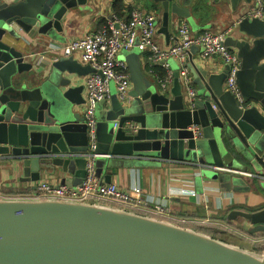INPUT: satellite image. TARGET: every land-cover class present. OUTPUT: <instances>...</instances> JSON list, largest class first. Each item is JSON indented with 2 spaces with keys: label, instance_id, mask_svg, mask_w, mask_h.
Returning a JSON list of instances; mask_svg holds the SVG:
<instances>
[{
  "label": "water",
  "instance_id": "water-1",
  "mask_svg": "<svg viewBox=\"0 0 264 264\" xmlns=\"http://www.w3.org/2000/svg\"><path fill=\"white\" fill-rule=\"evenodd\" d=\"M151 1L162 2L164 25L172 15L189 17L173 0ZM86 3L0 0V160L20 161L23 181L38 182L42 173H55L56 166L79 179L62 184L79 185L86 177V158L77 154L89 149L87 125L73 109L85 102L84 88L72 86L64 74H89L94 69L60 56L42 78L40 66L25 55L21 32L34 29L59 38L70 10ZM238 3L232 0L234 8ZM238 24L246 37L228 36L225 44L236 47L242 60V107L221 84L229 68L214 76L189 58L192 83L198 87L190 104L179 70L174 72L171 95H164L145 76L140 49L122 52L133 101L122 105L114 93L97 105L98 177L105 167L125 162L152 167L188 162L201 167L208 178L228 179L224 183L229 186L237 179L214 167L248 169L239 156L253 159L264 179V116L247 99L252 96L264 105V20L244 17ZM194 50L195 46L188 53ZM194 125L200 127L199 135ZM111 181L106 176V182ZM238 216L254 225L251 233L264 232V208L228 214L229 219ZM0 264H264V251L241 250L186 227L108 206L0 199Z\"/></svg>",
  "mask_w": 264,
  "mask_h": 264
},
{
  "label": "crops",
  "instance_id": "crops-1",
  "mask_svg": "<svg viewBox=\"0 0 264 264\" xmlns=\"http://www.w3.org/2000/svg\"><path fill=\"white\" fill-rule=\"evenodd\" d=\"M173 1L184 9L189 14V17L172 15L167 25H164V7L162 2H153L151 0H87L85 5L71 9L64 18L63 30L59 33V38L41 34L34 29L30 32L21 30L24 33L23 36L26 42L22 43V47L26 50L25 55L28 59L33 56L37 57L36 60L32 61L40 66L39 69L43 73L42 78H45L50 72L52 62L60 57L59 49L63 45L72 39L82 37L87 33H92L102 28L107 19L114 14L119 16L128 15L135 7H140L147 11L150 10L155 14L158 27L157 40L164 46L171 43L172 37H177V26L183 19L189 22L193 34L202 33L207 29L218 31L233 28L229 36L239 40L246 37V34L240 30L238 23L252 2L248 3L247 0H239L237 7L234 8L232 0ZM262 19L264 20V18ZM262 38L264 39V36ZM229 47L238 53L239 50L236 47ZM201 53V48L195 46V50L188 53L187 58H192L197 66L204 68L211 75L221 76L227 72L228 66L222 59L219 57L203 59ZM124 55L121 53L120 56L124 57ZM139 56L145 76L157 88L154 72L159 71L150 65L147 52H141ZM71 57L82 63L76 57ZM170 62L174 71L179 70V64L176 59ZM87 74L71 75L67 72L64 74L65 77L72 79V86H83L82 97L84 100V83ZM226 79L221 82L224 90H227ZM194 86L198 89L196 84ZM252 87H254L253 82ZM247 99L250 104H255L257 112H261L264 116V105L261 101L252 96ZM84 103L74 105V111L83 115ZM261 154H264V151ZM238 159L243 165L248 166V169L226 167L228 169L223 170L214 167L219 174L228 173L231 179L232 177L237 179L235 183H231L229 186L225 185L227 182L224 183L228 179L222 181L221 178H208L201 173V167L188 162H163L158 167H152L124 161V164L120 163L113 167H105L102 179L106 182V176L109 175L112 183L124 187H132L139 184L143 188L145 195L153 199L152 201L163 203L174 215L188 219L189 224L184 227L212 237L229 246L261 254L264 250L262 252L259 249L252 251L253 248L245 241L235 242L231 238L229 239L228 228H226L227 230L215 228L220 229L217 231L219 234L217 236L212 233L215 231L213 230L214 228H203L198 221L202 217H209V220L214 222L210 224L218 225L220 224L218 222L225 218L230 226L247 229L249 234H253L251 236L253 238H256L255 235L263 233L261 231L251 233L254 225L241 216L235 219H229L228 217L229 212L232 210L257 211L264 208V179L259 175L260 172L257 171L254 160L247 161L244 158H239V156ZM52 172L53 170L50 173H42L39 181L48 180L61 184L62 180L65 179L73 180L74 182L79 181L73 173L64 172L58 166L55 167V173ZM23 176L24 168L20 161L0 160V192L11 194L18 191H33L37 182L23 181ZM74 186H77V184ZM252 241L255 242L254 239Z\"/></svg>",
  "mask_w": 264,
  "mask_h": 264
},
{
  "label": "built area",
  "instance_id": "built-area-1",
  "mask_svg": "<svg viewBox=\"0 0 264 264\" xmlns=\"http://www.w3.org/2000/svg\"><path fill=\"white\" fill-rule=\"evenodd\" d=\"M244 17L264 18V0H252V4H249L240 20ZM157 29L155 14L135 7L128 15H112L102 28L72 39L59 49L60 56H74L94 69L93 72L87 74L84 83L83 116L87 125L89 149L86 153L77 154V156L86 158V177L77 186L41 180L37 182L33 191L17 194L0 192V199L87 203L135 212L181 227L189 224L188 219L174 215L165 204L152 201L153 199L145 195L139 184L124 187L116 183H108L96 173V160L100 156L97 153L98 103L109 100L114 93L122 105H129L133 101L129 65L120 58L125 50L131 51L137 47L141 52L148 53L150 65L158 66L164 73L161 75L159 72H154L157 88L164 95H171L175 71L170 61L176 59L186 98L190 104H193L198 90L192 83L191 72L187 66V54L191 47L199 46L203 59L219 57L226 63L229 68L226 88L235 96L240 107L245 105L238 82L242 60L225 44L233 28L218 31L207 29L202 33L193 34L189 22L183 19L177 26V37H172L171 43L166 46L158 42ZM36 58L33 56L30 59L36 60ZM193 129L199 135L200 127L194 125ZM220 169L227 170L228 168Z\"/></svg>",
  "mask_w": 264,
  "mask_h": 264
},
{
  "label": "rangeland",
  "instance_id": "rangeland-1",
  "mask_svg": "<svg viewBox=\"0 0 264 264\" xmlns=\"http://www.w3.org/2000/svg\"><path fill=\"white\" fill-rule=\"evenodd\" d=\"M209 219H210L209 217H202V219H200L198 221L200 222V224H202L203 228H207V229L208 228H214L213 230H215V231L212 233L217 235V236H219V234L217 233L218 230H220V229L224 230V229L228 228L229 239L231 238L235 242L236 241H245L247 244H249V246L251 248H253L252 251L259 249L260 252H262L264 250V232L261 233L260 235H255L256 238H253V237H251L253 234H249L247 229H242L238 226H234V227L230 226L229 224H227L225 218H224V220H220V222H218L220 224H218V225L210 224V223H214V222L210 221ZM212 226H216V227H212ZM215 228H220V229H215ZM222 234H221V236H222ZM252 239H254L255 242H253Z\"/></svg>",
  "mask_w": 264,
  "mask_h": 264
},
{
  "label": "trees",
  "instance_id": "trees-1",
  "mask_svg": "<svg viewBox=\"0 0 264 264\" xmlns=\"http://www.w3.org/2000/svg\"><path fill=\"white\" fill-rule=\"evenodd\" d=\"M154 68H155V70L157 69V71H159V73L162 75V74H164L163 72H162V70L158 67V66H154ZM16 191H18V190H16ZM20 191H18V192H14V193H11V194H17V193H19Z\"/></svg>",
  "mask_w": 264,
  "mask_h": 264
}]
</instances>
